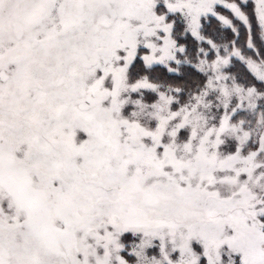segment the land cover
I'll use <instances>...</instances> for the list:
<instances>
[{
    "label": "snow or ice",
    "instance_id": "snow-or-ice-1",
    "mask_svg": "<svg viewBox=\"0 0 264 264\" xmlns=\"http://www.w3.org/2000/svg\"><path fill=\"white\" fill-rule=\"evenodd\" d=\"M0 264H264V0H0Z\"/></svg>",
    "mask_w": 264,
    "mask_h": 264
},
{
    "label": "trees",
    "instance_id": "trees-1",
    "mask_svg": "<svg viewBox=\"0 0 264 264\" xmlns=\"http://www.w3.org/2000/svg\"><path fill=\"white\" fill-rule=\"evenodd\" d=\"M244 10H245L247 13L251 14V12H252V4L249 3V5H248ZM221 11H223V10H221ZM223 14H225V15H230L228 12H224ZM215 23H216V22L213 21V24H214V25H215ZM241 32H242V34L244 33V29H243V27L241 28ZM253 37H254L256 43L259 44V29H258V27H257V25H256L255 20H253Z\"/></svg>",
    "mask_w": 264,
    "mask_h": 264
},
{
    "label": "rangeland",
    "instance_id": "rangeland-1",
    "mask_svg": "<svg viewBox=\"0 0 264 264\" xmlns=\"http://www.w3.org/2000/svg\"><path fill=\"white\" fill-rule=\"evenodd\" d=\"M237 2H239V0H237Z\"/></svg>",
    "mask_w": 264,
    "mask_h": 264
}]
</instances>
